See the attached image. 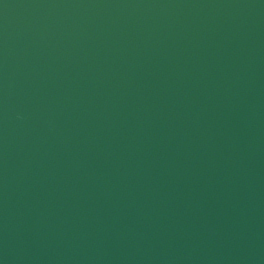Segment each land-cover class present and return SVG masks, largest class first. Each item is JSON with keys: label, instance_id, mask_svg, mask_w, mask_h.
Listing matches in <instances>:
<instances>
[{"label": "water", "instance_id": "water-1", "mask_svg": "<svg viewBox=\"0 0 264 264\" xmlns=\"http://www.w3.org/2000/svg\"><path fill=\"white\" fill-rule=\"evenodd\" d=\"M0 264H264V0H0Z\"/></svg>", "mask_w": 264, "mask_h": 264}]
</instances>
